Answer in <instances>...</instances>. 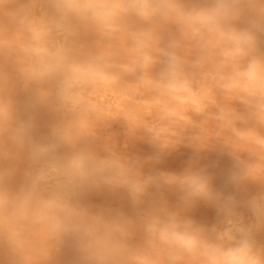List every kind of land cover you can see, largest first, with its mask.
I'll list each match as a JSON object with an SVG mask.
<instances>
[{
  "label": "clouds",
  "instance_id": "1",
  "mask_svg": "<svg viewBox=\"0 0 264 264\" xmlns=\"http://www.w3.org/2000/svg\"><path fill=\"white\" fill-rule=\"evenodd\" d=\"M0 8L6 10L0 16V43L15 40L25 46L15 54L18 78L42 101L55 98L62 112L47 142L34 139L30 123L12 127L7 77L0 72V138L8 134L10 141L0 140V160L26 152L33 164L15 192L7 188L11 170L0 168V251L7 253V264H50L53 249L65 238L75 243L77 264H264V245L255 237L256 229L264 228V191L247 201L256 224L245 225L237 203L231 197L222 200L203 170L146 175L140 160L129 161L107 147L101 155L94 128L105 118L90 111L89 91L96 81L84 76L98 71L137 87L150 83L146 94L168 105L180 103L173 85L186 84L200 94L211 83L204 112L193 116V127L200 129L193 139L201 149L215 141L232 150L240 169L233 179L264 187V0H17L11 8L5 0ZM246 12L254 15L243 20ZM194 16L207 18L235 40L217 43L203 24L194 34L189 23ZM169 25L180 39L170 32L165 43L162 29ZM82 33L123 34L127 51H86ZM183 41L194 42L195 56ZM38 47L47 53L37 54ZM237 47L231 58L220 54ZM220 75L232 87L207 79ZM216 92L239 100L243 111L219 105ZM198 118L203 124L213 121L219 130L198 124ZM237 122L250 124L249 132L241 133ZM240 140L252 149L234 148L232 142ZM62 145L69 151H58ZM165 186L176 191L180 203L198 199L217 207L222 226H201L167 204L140 224L123 216L108 220L72 201L77 189L106 187L125 189L139 204L150 187Z\"/></svg>",
  "mask_w": 264,
  "mask_h": 264
},
{
  "label": "rangeland",
  "instance_id": "2",
  "mask_svg": "<svg viewBox=\"0 0 264 264\" xmlns=\"http://www.w3.org/2000/svg\"><path fill=\"white\" fill-rule=\"evenodd\" d=\"M5 0H0V3ZM9 8L14 7L17 0H6ZM6 10L0 8V16ZM254 15L246 12L243 20ZM194 34L199 33L197 25L203 24L209 33L215 35L217 43L234 41L235 37L224 31L218 25L203 16H194L189 19ZM167 34L174 33L176 39H180L175 33V26L169 25L162 29ZM42 41V36L38 37ZM85 50L94 47L123 55L127 51L128 40L123 34H116L104 38L96 37L92 33H82L79 38ZM264 40V37H261ZM185 50L189 55L195 56L192 51L193 41H183ZM24 45L15 40H6L0 43V72L7 77L5 97L10 103L12 114V127L19 123L32 125L33 137L37 141L47 142L52 139L51 129L61 118L62 112L59 102L55 98L42 101L31 89L25 88L18 78L19 64L15 54L24 49ZM264 47V45H262ZM222 50L220 53L225 59L231 58L236 52ZM37 54H46L47 49L38 47ZM159 70V65L154 71ZM91 76L96 81L95 86L89 91L92 97L90 111L105 118L103 123L94 128L95 147L101 155L105 147L110 148L128 159L143 162V172L146 175H159L160 173L182 174L186 171L203 170L209 175L210 186L221 196V199L231 197L238 205L242 213V222L245 225H255L256 220L251 210L247 207V201L252 196L264 191L259 182L247 180L237 182L233 177L239 174L237 160L232 150L222 144L212 141L209 147L201 149L193 139L200 130L194 126L193 116L205 110L206 103L210 99L209 89L211 83H206L204 90L197 94L185 85H173V89L179 100V105H168L158 98L149 97L145 89L152 87L149 83L144 87L126 84L105 75L102 72L93 71L85 73L87 78ZM208 81L222 83L224 87H232V82L222 75L209 76ZM216 101L221 106H231L243 111L239 100L229 99L223 94L215 93ZM204 118H198L197 123L203 124ZM204 127L215 130V124L209 120ZM236 127L241 133H248L251 125L237 122ZM206 135V133H205ZM225 136H233L230 131L224 132ZM247 139L250 141V134ZM4 143H10L6 134L0 138ZM232 146L241 152L251 150L252 145L244 140L233 141ZM61 153L69 151L68 146L62 145L58 150ZM241 158L248 159L247 153H241ZM33 167L32 161L26 152H19L9 158L0 160V168L11 170L7 188L9 192L17 191L23 184L25 174ZM73 203L86 209L92 215L103 216L108 220H116L123 216L137 224L143 222L151 213L162 204H167L178 210L181 215L195 220L204 227L222 226L224 216L215 206L206 205L201 200H193L188 204L178 201L174 189L162 187L157 189L150 187L148 193L139 204H134L123 188L108 189L106 187H85L77 189L72 197ZM258 245H264V228H258L255 232ZM140 234L135 237L139 240ZM7 253L0 251V264H7ZM79 252L74 241L65 238L64 241L53 249L50 264H77Z\"/></svg>",
  "mask_w": 264,
  "mask_h": 264
}]
</instances>
